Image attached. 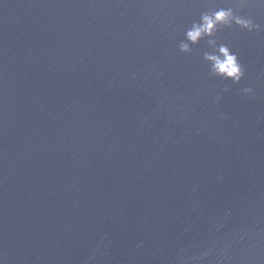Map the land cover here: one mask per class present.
Masks as SVG:
<instances>
[{
  "label": "water",
  "instance_id": "water-1",
  "mask_svg": "<svg viewBox=\"0 0 264 264\" xmlns=\"http://www.w3.org/2000/svg\"><path fill=\"white\" fill-rule=\"evenodd\" d=\"M228 7L264 25L260 0H0V264H264V31L217 33L240 83L185 36Z\"/></svg>",
  "mask_w": 264,
  "mask_h": 264
},
{
  "label": "clouds",
  "instance_id": "clouds-1",
  "mask_svg": "<svg viewBox=\"0 0 264 264\" xmlns=\"http://www.w3.org/2000/svg\"><path fill=\"white\" fill-rule=\"evenodd\" d=\"M240 6L247 4L248 0H239ZM264 4V0H260ZM233 25L243 30L264 31V25L256 23L252 18L238 15L232 7L218 8L211 12L201 14L199 21L193 22L191 28L187 29L186 39L193 44L199 43L207 38V43L215 45L214 53L206 55V59L211 62L212 71L215 75L230 79L234 83H240L245 76V67L241 63L239 56L234 53L226 44H218L217 33ZM184 52L190 51L188 43L180 45ZM246 93L253 92L252 88H246Z\"/></svg>",
  "mask_w": 264,
  "mask_h": 264
}]
</instances>
